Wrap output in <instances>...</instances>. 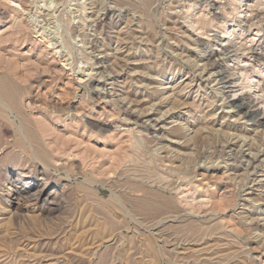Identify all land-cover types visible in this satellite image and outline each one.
Returning a JSON list of instances; mask_svg holds the SVG:
<instances>
[{
  "label": "rangeland",
  "instance_id": "1",
  "mask_svg": "<svg viewBox=\"0 0 264 264\" xmlns=\"http://www.w3.org/2000/svg\"><path fill=\"white\" fill-rule=\"evenodd\" d=\"M0 85V264H264V0H0Z\"/></svg>",
  "mask_w": 264,
  "mask_h": 264
},
{
  "label": "bare ground",
  "instance_id": "2",
  "mask_svg": "<svg viewBox=\"0 0 264 264\" xmlns=\"http://www.w3.org/2000/svg\"><path fill=\"white\" fill-rule=\"evenodd\" d=\"M245 0H240V2H244ZM247 11V10H246ZM225 50V49H224ZM258 66V65H257ZM206 70V69H205ZM240 70H242V74H241V76L242 77H245V76H248V69L246 68V67H243L242 69H240ZM230 71V70H229ZM210 74H212V73H210ZM89 76V75H88ZM209 78V77H208ZM246 78V77H245ZM249 80V79H248ZM250 82V81H249ZM1 86V85H0ZM9 88V87H8ZM8 88H6V89H4V88H0V96H2V97H4L6 100H9L10 101V103L12 102L13 103V100H14V98H16L15 97V95L10 91V90H7ZM235 95V94H234ZM254 98V97H253ZM253 98H252V100H249L248 101V104L247 103H245L246 104V107H247V109L249 108H252L253 107V105L251 104V103H253ZM1 99V98H0ZM9 101H8V103H9ZM17 101V100H16ZM244 101V98L242 99V103H244L243 102ZM12 103H11V105H12ZM15 103H17V102H15ZM14 104V103H13ZM10 105V106H11ZM13 106V105H12ZM245 106V105H244ZM15 108H17V110H18V107L15 105ZM132 110V109H131ZM1 111V110H0ZM3 111V110H2ZM253 110H248V111H246V112H250V114H251V116H253L254 118L257 116V115H262V116H264V109L263 110H260V107L258 106V108L255 110V111H253ZM132 114V113H131ZM139 114V113H138ZM140 115H143V114H140ZM139 115V116H140ZM150 113L149 114H146V116H148V120L149 119H153V118H151L150 116ZM139 119V118H138ZM153 121H154V125H158L159 124V120L158 119H153ZM23 122V121H22ZM150 122V121H149ZM212 122V121H211ZM24 123H26V122H24ZM27 124V123H26ZM28 125V124H27ZM184 126V125H183ZM186 126H187V123H186ZM185 126V127H186ZM30 127V126H29ZM191 128V127H190ZM27 129V128H26ZM187 130V129H186ZM189 130V129H188ZM28 131V136H32L33 137V132H31V129H28L27 130ZM193 131V130H192ZM190 132V131H189ZM189 132H187V133H189ZM186 133V134H187ZM181 136V135H180ZM185 136V135H184ZM31 137V138H32ZM35 138V137H34ZM33 139V138H32ZM30 141V140H29ZM39 146V145H38ZM38 146H36L37 147V153L38 152H40V153H42V151H43V149L41 148V146H40V148L38 147ZM43 152H45V151H43ZM45 154V153H44ZM43 155V154H42ZM251 155V154H250ZM45 156H46V154H45ZM44 156V157H45ZM43 157V156H42ZM252 159H254L255 160V158H253V156H252ZM253 160V161H254ZM250 161H251V157H250ZM253 164V163H252ZM22 171V170H21ZM23 173V172H22ZM47 173V172H46ZM48 174V173H47ZM25 175H27L26 173H25ZM29 176V175H28ZM7 180H9L10 178L7 176V178H6ZM16 180V181H15ZM21 180V178L20 177H15V179H14V181H15V183L16 184H18L19 183V181ZM26 181H28V182H26V185H25V187L24 188H18L17 189V191H18V196H19V198H24V199H41V197H43V193L46 191V181H45V172H42V176H41V178H40V180H38V181H34V180H26ZM14 190H16V188H15V184L13 185V182L12 183H9V187H8V193L10 194V195H8L7 197H6V201H11V197H12V195H13V192H14ZM6 194V193H5ZM14 197V196H13ZM16 197V196H15ZM47 198V197H46ZM45 198V199H46ZM26 201V200H25ZM31 201V200H30ZM29 202V201H28ZM18 203H19V201H18ZM21 203V202H20ZM27 205V204H26ZM56 209V208H55ZM15 211H17V210H15Z\"/></svg>",
  "mask_w": 264,
  "mask_h": 264
}]
</instances>
